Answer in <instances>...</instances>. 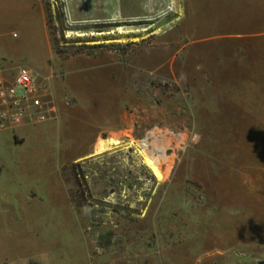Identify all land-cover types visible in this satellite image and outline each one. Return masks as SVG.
I'll list each match as a JSON object with an SVG mask.
<instances>
[{
  "label": "rangeland",
  "instance_id": "obj_1",
  "mask_svg": "<svg viewBox=\"0 0 264 264\" xmlns=\"http://www.w3.org/2000/svg\"><path fill=\"white\" fill-rule=\"evenodd\" d=\"M39 5L60 88V62L74 58L112 60L130 72L131 88L118 145L97 152L104 135L93 155L74 162L69 154L90 151L89 134L61 135L51 146L66 159L28 156L13 185L0 184V264H264V96L237 95L233 58H225L232 46L217 38L194 46L185 0ZM7 26L0 36L18 41L17 25ZM202 50L213 58L198 57ZM15 58L39 70L27 51ZM148 61L155 68L139 65ZM105 116L81 126L108 129ZM9 137L0 133L1 153ZM143 141L154 145V169L140 154ZM37 142L14 149L28 153Z\"/></svg>",
  "mask_w": 264,
  "mask_h": 264
},
{
  "label": "crops",
  "instance_id": "obj_2",
  "mask_svg": "<svg viewBox=\"0 0 264 264\" xmlns=\"http://www.w3.org/2000/svg\"><path fill=\"white\" fill-rule=\"evenodd\" d=\"M185 13L184 30L186 36L196 42L194 46H213L214 38L222 41L221 46H232V56L225 58H233L237 95L264 96V0H185ZM9 24L17 25L21 37L14 41L0 36V78L12 81L18 68L26 67L19 64V58L15 57L27 51L39 70L26 68L40 78L49 79L55 97L60 98L65 92L74 104L66 106L58 99L59 115L56 121L0 131L10 134V147L5 153L0 152V184H4L6 189L13 185L18 162L28 156L38 153L40 156L54 155L66 159L65 153L51 146L57 143L61 135L69 134L77 139L83 132L89 134L90 151L81 156L69 154L68 159L74 162L93 155L102 136L119 138L124 129L120 127L124 115L121 110L123 90L129 92L131 88L130 72L112 60L101 58H74L60 62L65 71L63 88H60L52 79L51 65L56 63L57 58H52L53 51L39 0H0V30L10 31ZM196 54L200 58H213L207 56L204 50ZM148 57L161 58V55ZM139 65L151 69L157 64L156 61H148ZM115 70L122 71L116 74ZM96 82L104 84L97 88L93 86ZM116 114L118 117H115ZM103 115H107L105 117L110 122V128L97 130L81 126L83 118L87 120L90 116L97 122ZM34 140L38 141V146L29 149L28 153L14 149Z\"/></svg>",
  "mask_w": 264,
  "mask_h": 264
},
{
  "label": "built area",
  "instance_id": "obj_3",
  "mask_svg": "<svg viewBox=\"0 0 264 264\" xmlns=\"http://www.w3.org/2000/svg\"><path fill=\"white\" fill-rule=\"evenodd\" d=\"M62 102L71 105L68 98ZM58 115L59 105L49 79L26 67L18 68L12 81L0 78V131L56 121Z\"/></svg>",
  "mask_w": 264,
  "mask_h": 264
},
{
  "label": "bare ground",
  "instance_id": "obj_4",
  "mask_svg": "<svg viewBox=\"0 0 264 264\" xmlns=\"http://www.w3.org/2000/svg\"><path fill=\"white\" fill-rule=\"evenodd\" d=\"M136 32V31H135ZM118 141L112 139V138H108L106 141H104L102 143V146L101 147H98L97 149V152H100V151H104V150H108L110 149L112 146H115V145H118ZM152 146V145H151ZM154 146V145H153ZM152 146V147H153ZM152 147L150 148L149 144L147 143V141H143L142 142V148H143V151H141V155H143V159H144V164L146 166H148L149 168L151 169H154L155 168V163L153 161V156L152 154L154 153L153 152V149ZM148 151V153H145L144 151ZM156 153H157V157H160L161 154H164L163 151L161 150H156ZM155 153V154H156ZM165 155V154H164Z\"/></svg>",
  "mask_w": 264,
  "mask_h": 264
},
{
  "label": "trees",
  "instance_id": "obj_5",
  "mask_svg": "<svg viewBox=\"0 0 264 264\" xmlns=\"http://www.w3.org/2000/svg\"><path fill=\"white\" fill-rule=\"evenodd\" d=\"M47 25H48V23H47ZM53 43H54L55 51H56L57 53H61L60 50H59V48H58L59 41L56 40V39H53Z\"/></svg>",
  "mask_w": 264,
  "mask_h": 264
}]
</instances>
